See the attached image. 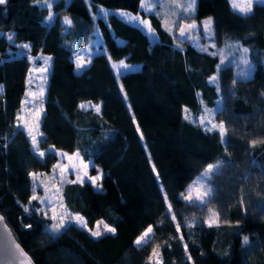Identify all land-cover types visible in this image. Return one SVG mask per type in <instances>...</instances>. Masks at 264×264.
I'll list each match as a JSON object with an SVG mask.
<instances>
[{"label":"trees","instance_id":"obj_1","mask_svg":"<svg viewBox=\"0 0 264 264\" xmlns=\"http://www.w3.org/2000/svg\"><path fill=\"white\" fill-rule=\"evenodd\" d=\"M50 2L51 21L49 9L37 0L0 5V31L12 32V42L0 34V214L35 264H149L157 245L161 264H264V4L245 16L229 0H195L193 15L179 19L199 22L210 15L213 32L230 34L248 49L249 75L235 78L230 65L221 67L218 91L207 81L218 63L212 44L177 41V24L167 30L159 12L144 14L139 0ZM98 6L146 17L155 39L113 11L105 19L94 15ZM61 15L71 26L63 28ZM94 30L101 51L76 72L71 52ZM18 41L29 42L30 54L51 55L39 148L76 150L82 159L91 158V172L94 166L102 170L100 190L89 182L64 181L60 201L88 226L103 221L114 234L96 238L73 222L58 233L46 231L49 219L31 200L29 173L49 172L56 156H36L16 125L29 65L26 55L11 53ZM118 59L138 64L137 70L117 78L110 61ZM198 97L208 106L218 97L212 120L224 123L226 144L218 130L184 118V109L194 110ZM85 100L98 103L100 111L80 107ZM215 162L222 167L210 177V202L187 204L179 193ZM208 209L219 214L212 227L204 222ZM149 224L151 241L137 247L135 238Z\"/></svg>","mask_w":264,"mask_h":264},{"label":"rangeland","instance_id":"obj_2","mask_svg":"<svg viewBox=\"0 0 264 264\" xmlns=\"http://www.w3.org/2000/svg\"><path fill=\"white\" fill-rule=\"evenodd\" d=\"M155 4V6L153 7V9L151 11H146L145 8L141 7V0H139V9L144 13L147 14L148 12H152V11H156L159 12V16L161 19V22L164 23L163 25H167V28L172 29L171 31L174 30L176 24H174V21H178L181 17H184L182 14H184L186 17H190L193 15L194 9L191 10L188 13H185L183 11H181L179 8L175 7V5L179 4V5H188L189 3H192V0H146V3L151 4L153 3ZM237 2H241V0H237ZM230 3V0H229ZM264 4V2H258V3H254L255 4ZM195 5V3H194ZM231 6V4H230ZM232 8V7H231ZM100 9L105 10L107 13L110 11L115 12L122 20L127 21L131 24L137 25L139 26L143 31L146 32V34L148 35L150 40L155 39V35L153 34H149L147 32V29L144 28L143 26L138 25L137 22L135 21H128L126 17H122L120 15V13H128L132 16H137L139 17L140 20H148L146 17H140L138 14H131L127 11H123V10H113V9H108V8H104V7H100L98 6L95 14L94 15H98L100 17H102L103 19H105L106 15H101L100 14ZM233 9V8H232ZM238 12V11H237ZM67 17L66 15H61L59 17V21L62 23L63 28L66 29V25L64 24V18ZM210 15H206L200 18L199 22H202L204 20H206L207 18H209ZM46 20H48V16L46 17ZM49 21V20H48ZM201 26V31L197 34L194 35V37L197 38L196 42H194L193 40L192 43H194L195 45L201 46L203 45H208V44H214L215 47L214 51L217 54L218 57V63L216 65V71L212 72L208 77H207V81L209 83H211L212 81H210L211 77H216L217 80V71L218 69H220L221 67L225 66V65H230L232 67L233 70V75L235 78H246L249 73H250V69H251V60L248 56V52L245 54L242 52V49L246 48L245 46L241 45L234 37H232L230 34L224 33V32H212L211 36H207L204 35V30L203 27L200 23ZM0 34H2V36L8 41V42H12V39L9 40L8 37L11 36L12 37V32L11 31H5V32H1ZM14 50L13 52H11L14 55H26L29 59V65L26 71V75H25V89H24V93H23V97H22V102L23 101H33V97L32 96H28L26 95L28 92H39L40 88L43 87L44 88V95H45V87H46V83H47V77H48V73H49V68H50V62L49 65L45 64V57H51L50 54L47 53H36V54H30L29 52V48H30V44L28 41H18V42H14ZM24 45H28L27 48H24ZM101 51V40H100V36L97 30H94L92 32V34L87 38V41L74 48L71 52V59L74 63V71L78 72L80 70H77L76 68V57L77 56H81L83 60L85 61H90V58L92 57L93 54L100 52ZM223 59L224 63L221 65V60ZM247 60L248 63H244V60ZM120 60L123 59H118V60H114V61H110V66L112 65V63H117ZM124 61V60H123ZM125 62V61H124ZM128 65H132L134 66V68H138V64L134 65L132 63H128L125 62ZM88 64V63H87ZM218 65H221L219 68L217 67ZM48 68L46 73H42L40 70L44 69V68ZM112 68V67H111ZM82 70V69H81ZM112 70L116 73V71L112 68ZM46 76V80L43 79V77ZM212 84L215 85L216 88H218V83L215 81L214 83L212 82ZM1 86V83H0ZM2 91V88H0V92ZM92 105L95 106L98 103H93L89 100H85L80 102V105ZM219 105V99L218 97H216L214 103L212 106H208L206 105L201 98H197V106L194 110H190L187 109L188 112L190 113L192 119L194 120L199 126H201L204 129H208L210 127V125L207 124V122H205V125H201L199 123V120L202 116L205 115V109H209L212 110V112L214 113V111L216 110V108ZM37 106H39L37 104ZM85 108V107H84ZM92 109H94V107H91ZM186 109V108H185ZM185 109L183 111V116H185ZM95 110V109H94ZM33 111V104L32 103H27L24 105V108L22 110V103H21V107L19 110V114H21L22 116H26V118L28 119L29 124L31 125L34 117L31 115H26L29 114ZM213 118V117H212ZM213 123L215 124H219L220 121H214L212 120ZM16 125H18V121L16 123ZM20 125L21 126H17L18 128L22 129L25 133V136L27 137L28 141H29V145H30V149L33 151V146L31 143V140L29 138V136L27 135V131L26 129L22 126L23 125V120L20 121ZM40 131V128H39ZM41 132V131H40ZM40 151H45V152H52L55 154L56 156V160L53 162V164L51 165V169L49 172H44V171H35V172H31V173H37L40 174L38 176V178H36L35 180L33 179V177L31 176V197L33 196V194H35L36 196L40 197L41 199L35 200L38 203V207H36V210L38 211V209L40 210L39 213L42 214L43 216L47 217L49 219V222L46 226V231L48 233H50L51 235L54 234L52 232V225L53 223H55L56 221H54L52 219L53 217V210L55 209L56 213L59 214L61 211H63L65 208L63 207V209L60 206V198L59 195L56 191L57 188L60 189L61 184L63 183L61 181V176L63 175L64 181H73L77 179V175H83L85 169L83 168V164H87L89 165V167L86 169L87 173L89 176H96L98 174H102V170L100 167H96L94 166V169L92 170V172L90 171V167L92 165V161L91 158H87V159H82L80 154L79 156H75V153H78V151L73 150V151H66L60 148H55L52 145H47L46 147L40 149ZM60 153V154H58ZM66 153L67 156L61 155ZM35 154V153H34ZM36 156H38L37 154H35ZM39 157V156H38ZM68 157H72L71 160L68 159ZM40 158V157H39ZM218 162L215 163H208L205 166H203L199 172L184 186V188L182 189V191L179 193V197L181 199L182 193L186 194V189L188 188L189 185H191L193 183V181L197 180L198 177H201V174L204 172V170L207 168V166L209 164H217ZM54 165H59L60 167L55 168L54 169ZM60 168H65L66 171L62 174L60 172ZM218 170V169H217ZM216 170V171H217ZM213 174V173H212ZM211 174V175H212ZM211 177V176H210ZM210 177L209 178H205V182L211 187V183H210ZM91 184V186L95 189H97L96 187H94L92 185L91 182H89ZM99 183V181H98ZM47 189V191H46ZM198 205V204H197ZM199 206V205H198ZM46 213V214H45ZM67 213L71 214V215H76L77 213L74 212H68ZM209 218V209L206 212V215L204 217V222L206 223V221ZM68 222H73L75 224H77L75 221H67ZM97 222H94L91 226H88L87 229H91V230H96L97 227ZM105 223H101L99 225L100 229L103 230V226ZM208 224V223H206ZM78 225V224H77ZM150 225V224H149ZM145 228L147 229L148 226ZM144 229V230H145ZM144 230L141 232L143 233ZM89 231V230H88ZM90 233V232H89ZM141 233L138 235L140 236ZM137 236V237H138ZM136 237V238H137ZM135 238V240H136ZM134 240V241H135ZM152 255V254H151ZM160 259V257H159ZM155 260V258H154Z\"/></svg>","mask_w":264,"mask_h":264},{"label":"snow or ice","instance_id":"obj_3","mask_svg":"<svg viewBox=\"0 0 264 264\" xmlns=\"http://www.w3.org/2000/svg\"><path fill=\"white\" fill-rule=\"evenodd\" d=\"M37 2L40 3H44L47 8L49 9V15H48V20L51 21L53 19L54 14L51 12V8H52V3L50 2V0H37ZM258 2H264V0H241V2H237V0H230V4L231 7L233 8L234 11H238L240 14L247 16L248 14H250L253 10V6L254 3H258ZM6 3V0H0V5H3ZM194 3L195 0H192V3H189L188 5H175V7L179 8L181 11L188 13L191 10L194 9ZM155 6L154 2L151 4L146 3V0H141V7L145 8L146 11H151L153 9V7ZM100 14L101 15H107V12L103 9H100ZM120 15L122 17H126L128 21H135L138 23V25L143 26L144 28L147 29V32L149 34H153L154 30L151 27V23L148 20H140L139 17L137 16H132L128 13H120ZM174 24H178V21H174ZM203 30H204V35L207 36H211L213 29H212V25H213V20L211 17L207 18L206 20L200 22ZM64 24L66 26H71L72 24V20L69 19L68 17L64 18ZM167 28V25H165ZM179 26V36L180 37H185L188 39H192L194 42H196L197 38L194 37L192 35L193 30H196L198 28V25L193 22L191 24H178ZM167 30L171 31L172 29L168 28ZM9 40L12 39L11 36L8 37ZM213 47H215V45H212ZM24 48H27L28 45H24ZM201 51H208L207 47H202L200 49ZM243 53H247L248 49L244 48L242 49ZM212 55H216V53H212ZM45 64L49 65V62L51 60V57H45ZM90 61H85L82 59L81 56H77L76 57V68L77 70H81L84 67L87 66V63H89ZM224 63L223 59L221 60V65ZM244 63H248V61L245 59ZM221 65H218L217 67L219 68ZM111 67L116 71L117 74V78H119L123 73L128 72V71H135L137 69L134 68V66L132 65H128L126 64L123 60H120L117 63H112ZM48 70V68H44L41 69L40 71L42 73H46ZM44 80H46V76L43 77ZM210 81L215 82L216 81V77H211ZM235 83V81H234ZM0 88H2V86H0ZM219 91V88L217 89ZM121 92H123V86H121ZM26 95L28 96H32L33 97V101H23L22 102V110L24 108V105L27 103H32L33 104V111L29 114L26 115H31L34 117L31 125L28 122V119L26 118V116H22L21 114L18 113L17 115V121H18V127L21 126L20 125V121L23 120V127L26 129L27 131V135L29 136L32 146H33V151L35 154H37L40 158H43L46 155L45 151H40L39 150V144L43 139V133H41L39 131L40 128V124L42 123V118H43V114H44V109H43V102H44V88L41 87L39 92H28ZM37 104L39 106H37ZM80 107L84 108L86 107V105H80ZM87 107H94L96 112L100 111V105H87ZM214 113L212 112V110L209 109H205V115L202 116L199 120V123L201 125H205V122H207L208 125H210V127L208 128L209 131L211 130H218L221 136V141L222 143H227V139H226V128L223 122H220L219 124H215L212 122V117H213ZM185 119L191 120L192 117L190 115V113L188 112L187 109H185ZM137 131H139V128L137 127ZM142 138V137H141ZM258 141H252V145L255 146L256 143ZM260 142H264V141H260ZM60 154V153H58ZM64 156H67L66 153L61 154ZM75 156H79V153H75ZM69 160L72 159V157H68ZM83 168L85 169L83 175H77V179L73 180V181H67L69 183H84V182H91L92 185L94 187H96L98 190H100L102 188V185L100 183H98V181L102 180V174H98L96 176H89L86 169L89 167V165L87 164H83L82 165ZM54 169L60 167L59 165H54L53 166ZM220 167H222V164L220 162H218L217 164H209L207 166V168L204 170V172L201 174V177H198L197 180L193 181V183L191 185L188 186V188L186 189V194L182 193L181 196L183 198V200L187 203V204H198L199 206L203 207L206 206L209 202H210V198L214 195V189L211 188L206 182H205V178H209L211 176L212 173H214L217 169H219ZM66 171L65 168H60V172L63 174ZM153 171H155V168H153ZM30 176L33 177V179L35 180L36 178H38V176L40 174L37 173H29ZM61 181L64 182V178L63 175L61 176ZM59 188L56 189L57 192H59ZM47 191V189H46ZM41 199L40 197L36 196L35 194H33V196L31 197V200H38ZM165 200L167 201V197H165ZM243 199H241L240 204L241 206H243ZM60 206L63 209V204L62 201H60ZM25 211H28L27 208H25ZM38 211H40L38 209ZM168 213L171 215L172 220L175 222L176 220V216L173 213L172 210V205L168 204V208H167ZM46 214V213H45ZM3 217H0V220H2ZM52 219L54 221H56L55 223H53L52 225V232L53 233H58L60 232L65 226H66V220L67 221H75L79 226H81L82 228L87 229L88 228V224L85 221L83 216H80L79 214L76 215H71L69 213H67V210L64 209L63 211H61L59 214L56 213L55 209L53 210V217ZM219 222V214L214 211L213 209H209V218L206 221V223H208L209 227H212L213 225L217 224ZM103 223V221H98L97 222V227L96 230H91L88 229L90 234L93 237L99 238L102 235L106 234V233H115L116 229L113 227H110L107 224H104L103 226V230L100 229L99 225ZM188 227H191V223H189L187 225ZM30 227V226H29ZM177 232L180 231V225L177 224ZM153 237V226L149 225L147 229L144 230L143 233H141L140 236H138L136 238V240L134 241V244L137 247H142L147 245L151 239ZM181 239H183V237H181ZM243 242L245 244L248 243V237L245 236L243 238ZM17 248L19 247L18 245L16 246ZM159 245H157L155 248L152 249V255L149 256L148 260H149V264H161V261L159 259ZM185 250L187 251V246L185 245ZM155 258V260H154ZM189 259H191V257H189Z\"/></svg>","mask_w":264,"mask_h":264},{"label":"water","instance_id":"obj_4","mask_svg":"<svg viewBox=\"0 0 264 264\" xmlns=\"http://www.w3.org/2000/svg\"><path fill=\"white\" fill-rule=\"evenodd\" d=\"M195 22L198 25L196 30H193L194 36L200 31V23L195 19L179 20L178 24H191ZM174 30V37L179 42H184L188 38L179 36V26ZM0 217H3L0 214ZM19 246L18 248L16 246ZM0 264H35L31 256L25 251L21 244L16 240L4 219L0 220Z\"/></svg>","mask_w":264,"mask_h":264},{"label":"crops","instance_id":"obj_5","mask_svg":"<svg viewBox=\"0 0 264 264\" xmlns=\"http://www.w3.org/2000/svg\"><path fill=\"white\" fill-rule=\"evenodd\" d=\"M24 89H25V86H24ZM23 93H24V91H23ZM22 97H23V94H22ZM22 97H21V102H20V105H19V110H20L21 103H22ZM19 110H18V113H19ZM40 149H42V148H40Z\"/></svg>","mask_w":264,"mask_h":264}]
</instances>
